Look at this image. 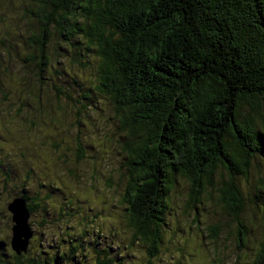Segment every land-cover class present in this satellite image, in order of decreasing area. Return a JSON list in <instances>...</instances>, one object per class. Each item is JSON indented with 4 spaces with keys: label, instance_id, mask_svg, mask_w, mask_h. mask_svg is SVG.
Returning a JSON list of instances; mask_svg holds the SVG:
<instances>
[{
    "label": "rangeland",
    "instance_id": "obj_1",
    "mask_svg": "<svg viewBox=\"0 0 264 264\" xmlns=\"http://www.w3.org/2000/svg\"><path fill=\"white\" fill-rule=\"evenodd\" d=\"M37 0H0V262L14 264L7 206L33 208L23 260L42 264H255L264 243V159L233 181L216 170L197 200L177 176L161 244L132 242L124 195L130 181L126 133L99 93L96 48L83 53L52 29L42 60ZM45 63V64H43ZM243 197L237 219L224 202L229 182ZM238 221L247 235L241 244ZM149 245V246H148ZM18 247V246H17Z\"/></svg>",
    "mask_w": 264,
    "mask_h": 264
},
{
    "label": "trees",
    "instance_id": "obj_2",
    "mask_svg": "<svg viewBox=\"0 0 264 264\" xmlns=\"http://www.w3.org/2000/svg\"><path fill=\"white\" fill-rule=\"evenodd\" d=\"M37 2L42 60L52 29L66 46L84 39V54L96 48L97 89L116 106L128 140L132 242L149 243L155 257L177 176L197 200L217 169L235 181L264 159V0ZM233 181L224 202L238 219L244 201ZM23 255L14 252V264H42ZM255 264H264V243Z\"/></svg>",
    "mask_w": 264,
    "mask_h": 264
},
{
    "label": "water",
    "instance_id": "obj_3",
    "mask_svg": "<svg viewBox=\"0 0 264 264\" xmlns=\"http://www.w3.org/2000/svg\"><path fill=\"white\" fill-rule=\"evenodd\" d=\"M27 202L22 198H15L7 206L11 214L12 226L11 248L17 254L26 253L28 241L31 238V232L27 224L29 213L26 208ZM18 246V247H17Z\"/></svg>",
    "mask_w": 264,
    "mask_h": 264
}]
</instances>
